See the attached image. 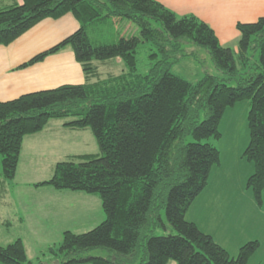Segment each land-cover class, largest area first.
<instances>
[{
  "label": "trees",
  "instance_id": "1",
  "mask_svg": "<svg viewBox=\"0 0 264 264\" xmlns=\"http://www.w3.org/2000/svg\"><path fill=\"white\" fill-rule=\"evenodd\" d=\"M2 1V0H0ZM0 7V46H8L44 19L72 15L78 29L21 67L70 48L87 78L83 85L22 95L0 102V195L15 179L24 137L52 120L69 129H89L100 156L79 155L56 163L50 179L34 184L56 191L97 195L105 215L90 231H65L47 249L58 264H246L257 241L231 257L185 219L220 162L219 125L226 109L247 101L249 140L242 158L253 164L246 181L257 204L264 189V17L236 25V51L223 47L213 30L193 15L178 16L156 0H10ZM119 20L139 36L103 43L91 36ZM151 46L148 72L137 73L139 44ZM203 48L223 77L205 74L196 83L171 73L183 45ZM258 59L255 60V56ZM122 61L125 72L100 80L93 62ZM91 79H96L91 82ZM233 84H235L233 86ZM0 197V202L2 201ZM164 211L174 234L166 229ZM4 226L11 224L4 221ZM103 250L105 257H91ZM0 264H34L21 239L0 243ZM36 264H42L38 262Z\"/></svg>",
  "mask_w": 264,
  "mask_h": 264
},
{
  "label": "crops",
  "instance_id": "2",
  "mask_svg": "<svg viewBox=\"0 0 264 264\" xmlns=\"http://www.w3.org/2000/svg\"><path fill=\"white\" fill-rule=\"evenodd\" d=\"M156 1L178 16L193 15L205 22L213 30L221 46H231L230 48L235 51L239 37L236 25L254 23L264 17V0ZM3 6L6 4L1 3L0 7ZM114 21L119 22V20ZM78 27L77 21L70 14L59 19L48 18L37 23L8 46H0V102L63 85L87 83L82 67L76 62L70 48L49 55L39 63L21 67L32 57L50 49L74 33ZM97 63L92 64L96 66L100 80L116 77L125 72V67L119 59L100 62L101 66ZM101 67L108 71L117 70L120 73L117 75L105 73L107 78H104L105 75L101 74ZM95 81L96 79H91V82ZM239 104L224 112L228 125L225 131L220 130L221 139L217 143L220 153L219 165L211 169L207 186L190 205L185 219L195 224L202 233L209 235L231 257H234L245 243L257 241L259 247L246 264H264V203L257 204L250 189L246 188V181L253 174L254 167L242 158V153L249 140L248 105L243 106L244 110H241V113L244 115L241 116L237 115ZM63 124L62 120H52L41 132L24 137L14 182L22 166L24 176L35 182L25 183V185L28 188L32 187L33 191L45 196L47 200L56 202L69 199H81L87 202L93 200L96 217L92 220L94 223L87 227L90 229L95 227L96 222L101 223L105 218L101 206L97 208L99 205L97 199L100 201L98 196L33 186L45 181V179L40 180L38 175H34V167H37L35 170H40V172H43L45 167L52 171L56 163L66 161L73 156H97V153H89L81 149L87 142L94 141L91 131L69 129ZM35 163L41 164L40 167L28 166L29 164L35 165ZM1 200L0 203L5 202V199ZM45 203L43 208L48 206L47 212H59L57 208L52 209L53 203L49 205L46 201ZM61 208L62 211L66 208L65 212L69 210L68 207ZM36 211L35 208V215ZM46 216L51 217L48 213ZM16 220L17 223H21L23 219L17 217ZM75 220L82 221L78 218ZM78 230L80 229H73L74 232L80 233L77 232Z\"/></svg>",
  "mask_w": 264,
  "mask_h": 264
},
{
  "label": "rangeland",
  "instance_id": "3",
  "mask_svg": "<svg viewBox=\"0 0 264 264\" xmlns=\"http://www.w3.org/2000/svg\"><path fill=\"white\" fill-rule=\"evenodd\" d=\"M1 3L9 5L11 1L2 0L0 1V4ZM90 34L93 38L97 39L100 42L111 43L117 41L118 35L121 37H138L139 31L138 28L132 23H129L127 21L115 23V21L113 20L108 21L103 26H98ZM150 49L151 46L146 43L139 44L137 48V73L139 74L144 75L148 72L150 63L147 59V56L149 53H151ZM183 49V53L190 55L180 57L179 60L171 66L170 71L172 74L182 77L183 79L191 83H196L205 74L223 77V75L216 70L209 54L203 48H200L191 43H186L183 45ZM257 59L258 56L256 55L255 60ZM97 64L98 66H101L100 62H98ZM105 73L117 75L120 72L117 70L108 71L101 67V74L105 75L103 76L104 78H107ZM234 85L235 84H233V86ZM246 104L248 105L247 101L240 102L237 107V115H244L241 113V110H244L243 106ZM226 125H228V120L226 118V114H224L219 125V131H225ZM87 130L90 132L89 129ZM241 136L242 133L240 134V137ZM92 140H94V143L92 141L87 142L86 145H83L81 147V149L89 153H97V156L99 157L101 154L94 137ZM78 152L80 151L78 150ZM40 165L41 164L39 163H35V165L29 164L28 166L40 167ZM36 168L37 167H34L33 173L34 175H38L40 180H48L51 178L53 170H48L47 167H45L43 172H40V170H35ZM29 179L31 178H26L24 176V172L21 166L17 172L16 182H14L13 180L11 183H8V185L4 188L3 192L0 195V197L2 196V198L5 199L4 201L7 203H0V243L8 244L15 241L16 239H21L26 249L27 258L29 261L34 264L38 262H41L42 264H56V261H53V258L47 254V249L54 245H59L62 241V234L65 231L76 233L73 231V229L78 228L80 230H78L77 232L85 233L93 229L94 226L90 229L87 227L94 223L92 220L96 217L94 201L91 200L87 202L86 200L83 201L81 199H69L56 202L53 200H47L45 196L37 193V191L35 190L33 191L32 187L28 188V186L25 185V183H35L33 182V180ZM45 201L47 202V205L53 203L54 207L52 206V209L57 208L59 209V212H47L48 206H46V208H43V205H46ZM261 201L264 203V189L262 192ZM97 202V204H99L97 208H100L101 203L100 201H98V199ZM61 207H68L69 210L65 212V208L64 211H62ZM35 208L37 209V211L35 212L36 215L34 214ZM46 213H48V215H51V217L48 218L46 216ZM17 217L23 219L21 223H17ZM161 217L163 223L166 226V229L164 230L161 227L157 228L154 235L160 236L166 234H174L173 229L168 225L166 221L164 211H161ZM77 218L82 221L77 222L75 220ZM4 221H8L11 226H9L8 228L5 227L3 224ZM98 224L96 222L95 226H97ZM86 255L91 257H105L107 253L103 250H92ZM167 264H175V262L170 260Z\"/></svg>",
  "mask_w": 264,
  "mask_h": 264
},
{
  "label": "water",
  "instance_id": "4",
  "mask_svg": "<svg viewBox=\"0 0 264 264\" xmlns=\"http://www.w3.org/2000/svg\"><path fill=\"white\" fill-rule=\"evenodd\" d=\"M56 264H58V263H56Z\"/></svg>",
  "mask_w": 264,
  "mask_h": 264
}]
</instances>
